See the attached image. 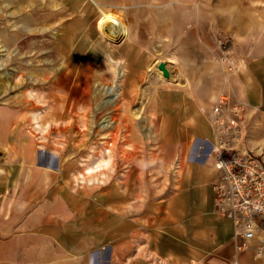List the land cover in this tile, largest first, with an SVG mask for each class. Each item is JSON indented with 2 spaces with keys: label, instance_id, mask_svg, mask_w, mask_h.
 <instances>
[{
  "label": "rangeland",
  "instance_id": "rangeland-1",
  "mask_svg": "<svg viewBox=\"0 0 264 264\" xmlns=\"http://www.w3.org/2000/svg\"><path fill=\"white\" fill-rule=\"evenodd\" d=\"M70 1L0 0L5 141L33 140L38 151L58 154L72 189L100 194L104 250L115 251L118 264H161L162 255L175 264L209 236L189 218L181 228L172 222L179 194L193 190L185 177L193 150L183 136L208 118L222 79L249 66L258 90L242 114L239 144L264 159V37L238 38L206 17L200 26L210 0H138L111 10ZM166 93L187 98L191 116L166 103Z\"/></svg>",
  "mask_w": 264,
  "mask_h": 264
},
{
  "label": "crops",
  "instance_id": "crops-1",
  "mask_svg": "<svg viewBox=\"0 0 264 264\" xmlns=\"http://www.w3.org/2000/svg\"><path fill=\"white\" fill-rule=\"evenodd\" d=\"M80 1L83 5L93 2L102 4L103 10H111L107 6H129L138 0ZM210 1L209 14L198 17L200 26H205L203 17H206L215 25L226 27V31H231L238 38L252 41L253 37L259 35L264 37V0ZM236 4L245 5V14L232 7ZM214 5L222 7L219 9L217 6L215 11ZM137 49L143 52V49ZM248 62L250 65L256 63L253 60ZM247 70H242L238 75L225 76L216 94L222 92L235 105L253 106L251 94L257 93L258 87L251 80L253 72ZM163 98L166 103L176 104L185 118H189L195 109L193 104L187 103L184 95V99H181L166 93ZM208 111V118L189 125V130L183 136L184 148L193 150L185 167L188 174L185 177L193 183V190L179 194L178 202L184 200L173 210L172 222L181 228L189 218L194 222V227L201 228L203 233L208 230L209 236H201L198 240L201 243L195 242L192 252L178 253L172 262L227 264V260L235 259L238 264H256L251 252H238L232 222L215 209L212 184L218 171L202 147L209 146L210 153L214 141L211 108ZM173 137L176 138L177 134L168 139ZM38 149L33 140L5 141V128H0V264H118V254L104 250L107 241L106 220L100 217V213L105 212L104 202L98 198L100 194L96 198L90 189L81 192L72 189L65 168L59 163L58 154L43 153ZM132 183L130 181L129 189L126 188L124 192L130 199L135 194ZM122 194L115 191L117 202H120ZM133 205L130 203L131 209ZM161 259V264H170L171 260L166 255H162Z\"/></svg>",
  "mask_w": 264,
  "mask_h": 264
},
{
  "label": "built area",
  "instance_id": "built-area-1",
  "mask_svg": "<svg viewBox=\"0 0 264 264\" xmlns=\"http://www.w3.org/2000/svg\"><path fill=\"white\" fill-rule=\"evenodd\" d=\"M244 110L222 92L211 106L214 141L209 156L218 171L214 203L216 212L233 224L238 252H251L264 264V159L239 144Z\"/></svg>",
  "mask_w": 264,
  "mask_h": 264
},
{
  "label": "water",
  "instance_id": "water-1",
  "mask_svg": "<svg viewBox=\"0 0 264 264\" xmlns=\"http://www.w3.org/2000/svg\"><path fill=\"white\" fill-rule=\"evenodd\" d=\"M159 69L162 70V72L164 73V75H165L166 77H169V71H168V69H167V67H166V65H165L164 62H161V63L159 64Z\"/></svg>",
  "mask_w": 264,
  "mask_h": 264
},
{
  "label": "bare ground",
  "instance_id": "bare-ground-1",
  "mask_svg": "<svg viewBox=\"0 0 264 264\" xmlns=\"http://www.w3.org/2000/svg\"><path fill=\"white\" fill-rule=\"evenodd\" d=\"M75 12V11H74ZM77 12H78V10H77ZM76 50V49H75ZM89 168V167H88Z\"/></svg>",
  "mask_w": 264,
  "mask_h": 264
}]
</instances>
